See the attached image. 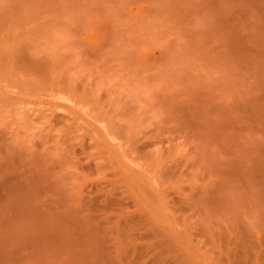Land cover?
Wrapping results in <instances>:
<instances>
[{"label":"rangeland","instance_id":"obj_1","mask_svg":"<svg viewBox=\"0 0 264 264\" xmlns=\"http://www.w3.org/2000/svg\"><path fill=\"white\" fill-rule=\"evenodd\" d=\"M186 94L197 130L183 137L170 129ZM112 119L146 143V159L160 157L165 183L154 180L156 159L148 165L138 154L148 165L138 167L133 143L125 154L128 143L109 137ZM70 122L77 130L65 134ZM91 143L121 149L120 165L138 174L146 168L144 178L134 172L145 182L139 204L124 186L123 199H114L118 190L103 195L113 194V209L91 196L87 186L103 175L92 164L98 155L87 159L99 151ZM255 159L264 165V0H0V264H209L201 255L212 256L209 247L264 255V223L249 225L261 198L244 178ZM34 180L38 196L28 188ZM81 199L87 211L75 214ZM120 219L131 224L116 239Z\"/></svg>","mask_w":264,"mask_h":264},{"label":"bare ground","instance_id":"obj_2","mask_svg":"<svg viewBox=\"0 0 264 264\" xmlns=\"http://www.w3.org/2000/svg\"><path fill=\"white\" fill-rule=\"evenodd\" d=\"M189 94H190V92H189ZM187 95H188V94H186V97H187ZM188 96H189V95H188ZM191 97H192V96H189V97H188V98H189L188 100H189L190 102L185 101V100H187L186 98H185V99H182V101H181V100L179 99V97H178V99H179L181 102H180V101H177L178 99H176L175 102L178 103V104H180V105H178V104H176L175 102H172V101H171L172 103L170 102V103L173 105V107H172V105H170V106L172 107L171 110L174 108V104H176V105H178L179 107L176 106L175 109H176V108H177V109L179 108L178 110L180 111V113H179V112H176V113L178 114V115H176V113L174 112L175 109L172 110V111L175 113V117L177 116V117H176L177 119H176V118L174 117L173 113H171L172 111H170V109L167 110L168 112H170L169 114H170V115L172 114V115H173L172 117H174V118L176 119L175 122H177L178 125H177L175 122H173V123L176 124L177 126H179V127H176V125L174 126V127L177 128L178 130L174 129V127H173V130L170 129V131H174V130H175V132H177V133H179V132L182 133V132H183V133H188V134H190V132H191V134H192V130H195V129H196V127H195V126H192V124H193V120H194V115H196L197 112L194 111L195 113H192V111H193V110H196V109H195V104L192 105V103H195V102H192L193 100H191ZM192 99H193V98H192ZM183 100H184V101H183ZM185 102H188V103H191V102H192V103H191L192 106H191L190 104L188 105V104L185 103ZM168 103H169V102H168ZM168 103H167L166 105H167L168 108H170V106H168ZM173 103H174V104H173ZM184 103H185V106H186V104H187L188 106H186V107L184 106V107H183L182 105H184ZM180 106H181V107H180ZM190 106H191V107H190ZM193 106H194V108H193ZM167 107H166V108H167ZM181 108H182V109H181ZM191 108H193L192 111H191ZM177 109H176V111H177ZM165 112H166V111H165ZM168 112H166V113H168ZM193 114H194V115H193ZM168 116H169V115H168ZM169 117H171V116H169ZM172 117H171V118H172ZM52 118H53V119H52ZM55 118H57V117H55L54 115H51V119H52L51 121H54V122H55ZM64 118H65V117H64ZM171 118H169V119L172 120V121H174V118H173V119H171ZM65 119H66V118H65ZM111 121H112V124H111ZM114 121H115V122H114ZM56 122H57V121H56ZM109 122H110V124H109ZM109 122L107 123V124H109V125H106L107 128H106V130H105V131L107 132V134L109 133L108 131H110V130H111V131L114 130V132L117 133V134L114 133V134H115V135H114L113 132H110V133L108 134L109 137H110V134H111V137L117 136L118 138H120V140L123 139V140H122V141H123V144L128 143V145H129V146H128V145H125L126 148H125L124 145L121 146V147H122V148H121V149H122V152L125 153V151H123V149H124V150L127 149V151H126L127 153H125V154H128V150L130 149V150H129V151H130V152H129L130 155L133 153V155L135 156V154L137 153V155H138V154H141V155L143 156L142 158L144 159V157H145V159H146V156H148V155H147L148 153H147V154H146V153L143 154V153H141V152H143V151H140V150H142L144 147H146V146H144V147L142 148V145H143L145 142H144V141H141L140 143H142V144L139 146V143H138V141L136 140L137 137H136V135H134V134H135L134 131H131L130 128H128L129 130H128V129H127V130H124V129H123L124 125L121 124V123L119 124V123H118L116 120H114V119L110 120ZM113 122H114V123H113ZM116 122H117V123H116ZM65 124H66V123H65ZM65 124H63L62 127H63ZM115 124H116V125H115ZM206 124H207V123H206ZM206 124H204V125L206 126ZM70 125H71V126L73 125L72 122L69 123V126H70ZM111 125H112V126H111ZM204 125H203V126H204ZM69 126H68V123H67V126H64V127H63V130H62V128H61V130H62V131H65L64 128L67 130V128H68ZM108 126H111L112 128H111V127H108ZM119 126H122V127H119ZM205 126L203 127V129L205 128ZM66 127H67V128H66ZM73 127H74V126H72V128L69 127V129H71V130L68 129V131H66L67 133H65V134H68V133L71 134L70 131H72V133H73V129H74V131L77 130V127H75L76 130H75V128H73ZM115 127H116V129H118L117 131H115L116 129H113V128H115ZM118 127H119V128H118ZM125 127H126V126H125ZM206 127H207V126H206ZM108 128H111V129L108 130ZM121 128H122V129H121ZM193 128H194V129H193ZM104 129H105V126H104ZM120 129H121L122 133H123L124 131H125V133H123V134L121 133V134H120V133H119V132H121ZM125 129H126V128H125ZM205 129H206V128H205ZM107 130H108V131H107ZM179 130H180V131H179ZM196 130H197V129H196ZM128 131H131V133L128 132ZM178 131H179V132H178ZM106 132H105V133H106ZM132 132H133V133H132ZM127 133H129V134H127ZM177 133H176V134H177ZM183 133H182L180 136H183V137H184V136L186 135V134L184 135ZM196 133H197V132H195V133L193 132V134H194L195 136H196ZM204 133L206 134L207 131L205 132V130H204ZM107 134H105L104 136H107ZM112 134H113V135H112ZM125 134H126V135H125ZM130 134H131L132 136L134 135V136H133L134 138H133L132 136H130ZM179 134H180V133H179ZM188 134H187V136L189 137ZM123 135H124V136H123ZM127 135H128V136H127ZM129 136H130V139H129ZM192 136H193V135H191V137H189V138H193ZM195 136H194V137H195ZM90 137L95 138V137H93V136H91V135H90ZM107 137H108V136H107ZM111 137H110V138H111ZM121 137H123V138H121ZM124 137H125V138H124ZM114 138H115L116 140H119V139L116 138V137H114ZM114 138H112V139H114ZM102 139H103V138H102ZM99 140H101V138H100ZM103 140H105V139H103ZM120 140H119V141H120ZM122 141H121V143H122ZM126 141H127V142H126ZM129 141H134V142H131V143H130ZM135 141H136L138 144H136ZM105 142H107V141H105ZM143 142H144V143H143ZM107 143H108V142H107ZM107 143H105V144L103 143L105 146H103V144H100V143H99V145H98V143H94L96 147H97V145H98L100 148H101V146H102V149H99V147H98V150H99L98 152H99V153L96 151L97 153L93 152L92 154H88V155H87L88 158L86 157L87 159H90V162H91V161L93 162V160L96 158V160H94L96 163H95V162H94V163L91 162V163L96 165L95 168L98 170V171H97L98 174H99L100 172H101V173L103 172V173H102L103 175H99L102 179H103V178L106 179V177H104V176H107V179H106V180H102L101 178H99V179H100V180H99V179H96V178H95V179H94L95 181H94V180L92 181L93 184H92V183L90 184V185H92V186H87V187H90V188L92 189V188H93V185H94L95 188H96V186H97V185L99 186V185H100V182H102V184H101L102 188L99 186V189H98V190L101 189V191L104 192V193H101V191H100V192H99V191H96L97 188H98V187H97L96 189H95V188L92 189V191H91L92 193H90L91 196H93L94 193H95V195H94L95 200L104 197L103 200H102V199H101V200H102V202L105 203L103 206L107 207V205L110 204V202H111V204H112V203L115 202L116 200L118 201V199H121V198L123 199V197H124V196H123V193H124L123 191L125 190V188H127L129 191H127V189H126L125 193H127L128 196L125 195V193H124V195L126 196V197H124V198H125V199H129L128 197H130V198L133 199V200L135 199L134 201H135L136 203L139 204V201H138L139 196L142 195V196H140V197H141L140 200H142L143 198H145L144 193L142 192V187H143L142 185H143L145 182L143 181V179H142L143 182H142V181L140 182L141 179H140L139 177L135 178L136 175H134V172H135V174H138L136 171H134V170H136V169H134V168H132L130 165L126 164V162H124V163L121 162V165H120L119 162H120V161H123V159L125 158L126 155L124 154V157H123V155H121L122 152H121V154H120V150H121V149L118 151V152H119V153H118V152L116 151V150H118L117 148H115L116 153L113 152V154H114V153H115V154L118 153L117 156H116L115 154H114V155H113V154H110V153H111V149H114L113 147H115V146H113V145L110 144V145H109L110 150H109L108 147L106 148V146H108ZM132 143H133V145H135L136 147L133 146V145H131ZM94 144L91 143L90 147L94 148V147H95V146L93 147ZM96 144H97V145H96ZM106 144H107V145H106ZM145 144H146V143H145ZM81 145H82V144H81ZM120 145H121V144H120ZM120 145H119V147H120ZM130 145H131V148H129ZM137 146H138V147H137ZM96 147L94 148L95 150H96ZM133 147L135 148V150H139V151H135V153H134V151H133L134 149L132 150ZM103 148H105V149H103ZM128 148H129V149H128ZM140 148H141V149H140ZM95 150H93V151H95ZM103 150H104V151H103ZM106 150H108L109 152L107 151V153H105ZM143 150H145V149H143ZM113 151H114V150H113ZM131 152H132V153H131ZM139 152H140V153H139ZM106 154H108V156H109V157L106 156V157H107V160H106V158L103 156V155H106ZM119 154H120V155H119ZM89 155H92V156H93V155H94V156H95V155H96V156L98 155V157L93 158L94 156H93V157H92V156L90 157ZM111 155H112V156H111ZM141 155H140V156H141ZM101 156L103 157L102 159H101ZM118 156H120V157L117 158ZM127 156H128V155H127ZM140 156L138 155L137 157H140ZM89 157H90V158H89ZM112 157H113V159H111L110 161H111V162L113 161V162H112L113 164H111V162L109 161V159L112 158ZM130 157L132 158V160H134V158H135V157H133V156H130ZM156 157H157V158H156ZM156 157H154L153 159H152V158L149 159V157H147L146 160H147L148 162H150V163H147V164L149 165V164H152V162L154 163V162H155V159H156V161H157L155 164H157V163L159 162V163L157 164V166H158L157 168L160 169L159 165L161 164V165H160V166H162V167H161V170H157V172L159 171V172H161V173H159V172H158V173L156 172V173H157V175H158V174H159V175L162 174V175H160V176H162L163 180H162V178H161L159 175H158V176L156 175L157 177H156V178L154 177V178H155L154 180H156V182H157V181H160V183H161V181H162V184H163V183H165V177L167 176V173H166V172H163L164 169H165V167H164L165 165L162 164L163 162L158 161V158H160L159 156H156ZM92 158H93V160H91ZM98 158H100V160H106V161H104L105 163H104V162L101 163V161H100L101 164H103V165L105 164V167H106V165H107V167H108V165H109L108 162H110V164L113 165V167H112L111 165H109V167H108V171H105V170H104V171H101L102 169H105V167H104L103 165H101L99 162H97V161L99 160ZM104 158H105V159H104ZM108 158H109V159H108ZM120 158H122V159H120ZM131 158H129V159L131 160ZM97 159H98V160H97ZM117 159H118V160H117ZM119 159H120V161H119ZM129 159H128V160H129ZM137 159H138V158H137ZM137 159L134 160V162L138 163L137 166H138L139 164H140V165L142 164V165H141V167H142V166L144 165V163H145V166H146V167L148 166V165H146V161L143 160V159H141V157L139 158V160L141 159L142 163H139V161H138ZM148 159H149V160L152 159V160L149 161ZM132 160H131L130 162H132ZM118 161H119V162H118ZM255 161H256V162H255ZM87 162H88V160H87ZM87 162L84 163L85 165L87 164V168H88V166H90V168H88V169H90V171H94V172H96V171H95L96 169L93 167V165L90 164V163H87ZM134 162H132V163H134ZM252 162H254V164L252 163V165H255V166H256V169L254 168L255 166L253 167V169H252L251 167L249 168L250 170L247 171V174H246V175H244V178L247 177V176L249 177V178H248L249 180H247V178L245 179V181H246L245 184L247 185L246 187H249V186H250L249 190H253V191H254V192H253V191L251 192V193H253V194L255 193L254 195H252V197L255 196L256 194H258L259 196L256 195V197H257L258 199L261 198V199H260L261 201H260V200H257L256 197H255V198L253 197V199H254V200L256 199V202H257L256 204H254V207H253V208L256 209V210H258V211L255 212L254 214H256V213H258V212H259V214L262 213L261 216H262V218L264 219V213H263V212H264V209L261 208V206H264V199H263V198H264V196H263V195H264V193H263V192H264V190H263V189H264V182H263V183H260L261 181L264 180V179L262 180V178H264V175H263V173H264V169H262V168L264 167V165H260L261 163L259 164V161H257L256 159L253 160ZM122 163H123V165H122ZM136 163H135V164H136ZM125 164L128 165L129 168L126 167ZM258 164H259V165H258ZM82 165H83V164H82ZM85 165H84L82 168H85V167H86ZM91 165H92V167H91ZM99 165H100V166H99ZM124 166H125V169H126V170L123 168ZM258 166H260V167L262 166V167H261V170H263V172L260 170V167H258ZM100 167H101V168H100ZM107 167H106V168H107ZM110 167L112 168V171L110 170V169H111ZM130 167L132 168V170L130 169ZM138 167H140V166H138ZM92 168H93V170H92ZM113 168H114L115 170H113ZM143 168L146 170L145 167H143ZM143 168H142V169H143ZM257 168L259 169L258 171H256ZM88 169H87V170H88ZM99 169H100V170H99ZM127 169H129L130 171H132V173L130 174V171H129V170H128L129 172H127ZM133 169H134V170H133ZM144 169H143V171H144ZM254 169H255V170H254ZM252 170H253L254 172L251 173ZM113 171H114V172H113ZM143 171L141 170L140 172H142V173H139L140 175H141V174L143 175V176H142V175L140 176L141 178H144V172H143ZM255 171H256V172H255ZM259 171H260V172H259ZM104 172H106L107 174L104 173ZM108 172H111V174L109 173V175H108ZM249 172H250V173H249ZM258 172H259L260 174H259ZM101 173H100V174H101ZM112 173H114V174H112ZM163 173H164V174H163ZM254 173L260 176L259 178H261V181H260V179L258 180V176H256L257 178L255 179V177H254L255 175H253ZM261 173H262V174H261ZM104 174H105V175H104ZM139 174H138L137 176H139ZM251 174L253 175L254 180H253ZM110 175H112V179H111L110 177H108V176H110ZM164 175H165V176H164ZM262 175H263V177H262ZM102 176H103V177H102ZM113 176H115V177H113ZM134 176H135V177H134ZM163 176H164V177H163ZM250 176H251V177H250ZM158 177H160V179L157 180ZM167 177H168V176H167ZM167 177H166V178H167ZM86 179H87V178H86ZM108 179H110V180H108ZM135 179H136V180L139 179V181H137V183H136V182H135V181H136ZM96 180H99L100 182H99V181L97 182ZM112 180H113V184L110 182V181H112ZM255 180H257L256 183H258V181H259L258 185L261 186L260 188H262V186H263V188L261 189V190H263V191L260 190L259 186H257L256 184H253ZM31 181H32V180H31ZM31 181H30V183H31ZM105 181H106V182H105ZM108 181L112 184V186H111L112 188L109 189V190L106 189V186L104 185V184H106L107 187H108V185H111ZM247 181H248V182H247ZM252 181H253V183H251ZM94 182H97V183L95 184ZM134 182H135V183H134ZM152 182H153V181H152ZM30 183H29V184H30ZM35 183H36V184H35ZM40 183H41V182H40ZM40 183H39V184H40ZM107 183H109V184H107ZM118 183L121 184L122 186H121V185H118ZM133 183H134V187H133ZM249 183H251L253 186H251ZM33 184H34V186H33ZM37 184H38V183H37V180H34V182H32V184L29 185L28 188L31 187L32 190L35 191V192L33 191V193H36V192L38 191V192H37V196H38V195H39L38 193H39V190H40L41 187H42V186H41L42 184H40V185H39V184L37 185ZM137 184H138V185H139V184H142V185L137 186ZM35 185H36V186H35ZM103 185H104V186H103ZM114 185H116L117 189L115 188ZM144 185H145V184H144ZM248 185H249V186H248ZM255 185H256V188H255ZM38 186H40L39 189L37 188ZM113 186H114V187H113ZM118 186H119V187H118ZM123 186H124L125 188H124ZM140 186H141V187H140ZM35 187H36V188H35ZM121 187H123L124 190H123ZM135 187H136V188H135ZM139 187H140L141 189H140ZM251 187H252V188H251ZM34 188H35V189H34ZM90 188H88V189L91 190ZM114 188H115V189H114ZM119 188H120L122 191L119 190ZM131 188H134V189H136V190L131 189ZM94 189H95V190H94ZM130 189H131V190H130ZM137 189H138V191H137ZM246 189H248V188H246ZM256 189H257V190H256ZM30 190H31V189H30ZM30 190L27 189V190H25V191H23V190H22V191H23L24 193H26L25 195H28V193L31 192ZM113 190H114V192H115L116 190H118V192L116 191V192H115V195H114V199H115L116 197H117L118 199L116 198L115 201H114V199H112L113 201H110V197L113 195V194H111V193H114V192H111V191H113ZM140 190H141V193H140ZM22 191H21V192H22ZM27 191H28V192H27ZM93 191H95V192H93ZM119 191H120V192H119ZM133 191H134V192L137 191V192H139L140 194L137 195V192H135V193H136V194H135ZM209 191H210V187H209ZM257 191H258L259 193H258ZM21 192H20V193H21ZM23 192H22V193H23ZM89 192H90V191H89ZM106 192H111V193H109V194L107 193V195H108L109 197L105 195L106 197H108L107 199H109V200H107V202H105L106 197L103 196L104 194H106ZM128 192H129V194H128ZM130 192H131V194L133 193L134 195H131ZM156 192H157V198H159V200H161V201H160V204H161L162 206H165V208H166V207H167V206H166L167 204L164 202L165 200H162V199H164V198H163V197L160 198L161 195L164 196V193L161 192V191H159V192H161V193H163V194L159 193L158 191H156ZM256 192H257V193H256ZM24 193H23V194H24ZM97 193H98V194H97ZM116 193H117V194H116ZM158 193L160 194L159 197H158ZM261 193H263V195H260ZM29 194H30V193H29ZM31 194H32V193H31ZM92 194H93V195H92ZM99 194L102 195L103 197L100 196ZM121 194H122V195H121ZM35 195H36V194H35ZM35 195H33V198H36V197H37V196L34 197ZM96 195H98L99 197L96 198ZM116 195H117V196H116ZM120 195H121V196H120ZM135 195H136V196H135ZM155 195H156V194H155ZM31 196H32V195H31ZM115 196H116V197H115ZM122 196H123V197H122ZM132 196H133V197H132ZM143 196H144V197H143ZM208 196H210V195L208 194ZM89 197H90V195H89ZM112 197H113V196H112ZM119 197H120V198H119ZM252 197H251V198H252ZM91 198H93V197H91ZM91 198H90V201H91V200L94 201V200H93L94 198H93V199H91ZM137 198H138V199H137ZM155 199H156V198H155ZM79 200H80V199H79ZM79 200H78V201H79ZM204 200H205V199H203V200H201V201L203 202ZM207 200H208V198H207L203 203H204L205 205L208 204V206H206V207L209 208L210 199L208 200L209 203H208ZM78 201H76V202H78ZM108 201H109V202H108ZM117 201H116V202H117ZM137 201H138V202H137ZM143 201H144V200H143ZM206 201H207V203H206ZM258 201H259V202H258ZM262 201H263V205H262ZM76 202H75V207H74L75 210L78 209L77 207H79L80 204H82V206H81L78 210H76L77 212H75V214H77L78 211H79V212H82L83 210L87 211L86 209H84L85 206L83 205L84 202L82 201V199H81V203H80V201H79V203L76 204ZM82 202H83V203H82ZM116 202H115V203H116ZM140 202H141V201H140ZM254 202H255V201H254ZM156 203H157V202H156ZM158 203H159V202H158ZM158 203H157V204H158ZM162 203H163V204H162ZM259 203H260V204H259ZM106 204H107V205H106ZM111 204H110V205H111ZM257 204L260 205V206H257V208H255V205H257ZM78 205H79V206H78ZM110 205H109V206H110ZM112 205H113V204H112ZM67 206H68V207H67ZM67 206H66V207H67L66 210H67V211L69 210V211H68V213H69L70 211H72V210H70V208L72 209V206H70V204L67 205ZM73 206H74V204H73ZM76 206H77V207H76ZM103 206H102V209L104 208ZM215 206L218 207V205H215ZM111 207H113V206H111ZM111 207H107V208L113 209V208H111ZM258 207L261 208V209L259 210ZM82 208H83V210H82ZM107 208H105V209L102 210L103 213H104L106 210H108ZM263 208H264V207H263ZM161 209H162V207H161ZM254 209H253V212L256 211V210H254ZM75 210H74V211H75ZM81 210H82V211H81ZM121 210H122V209H121ZM211 210H212V209H211ZM261 210H262L263 212H262ZM74 211H73V212H74ZM119 211H120V210H119ZM260 211H261V212H260ZM73 212H72V213H73ZM206 212H208V210H207ZM122 213H123L124 216L126 215V214H124L125 212L122 210V211L120 212V214H119L117 217H119ZM104 214H108V211L105 212ZM254 214H253V215H254ZM253 215H252V217H250V224H249V225H251V223H252V225H251L250 227L253 228V227L255 226L254 228H258V227L256 226V225H257V221H258V219L260 220L259 222H260L261 224L264 223V220L261 218L260 215H257V214H256L255 217H254ZM152 216H153V215L148 216V217H152ZM256 216H257V217H256ZM258 217H259V218H258ZM153 218H155V217L153 216ZM153 218H151V219H153ZM252 218H253V219H252ZM255 218H256V219H255ZM257 218H258V219H257ZM260 218L262 219L263 222H261V219H260ZM127 219H128V217H127ZM130 219H131V218H130ZM132 219H134V218H132ZM251 219H252L253 221H251ZM116 220H118V219L116 218ZM116 220H115V221H116ZM155 220H157V219L155 218ZM155 220H154V222H153V220H152L153 224H154V223L156 224V225L154 224V226L156 227V226L158 225V228H159V229H162V228H163L162 223H160V224H161V225H160V224H158V222H160V221L157 220V221H156L157 223H156ZM120 221H121V222H120L119 224H121V225H119V226H121V227L119 228V226H117V228H119V230H116L117 228L114 229V230H116L115 233L117 234V235H116V239L118 238V236L121 235V232L124 233V231H125V230L130 226V224H131V223L129 224V220H128V221L126 220L127 223H125L126 221H124V223H123L121 219H120ZM130 221H131V220H130ZM254 221L256 222V225H253V222H254ZM132 222H134V221H132ZM135 222H136V221H135ZM165 222H166V225L168 224L169 226H173V227H171V228H169L168 225L166 226V227H168L167 230L170 231V229H171V231H172V228H174V225H172V224H174L175 222H172V223H171V220H170V222L168 221V223H167V221H165ZM255 222H254V224H255ZM110 223H111V222H110ZM114 223H116V225H117V222H114ZM114 223L112 222L111 224H114ZM169 223H171V224H169ZM126 224H127L128 226H127ZM116 225H115V227H116ZM124 225H125L127 228H124V229H123V227H125ZM132 225H133V224H132ZM122 226H123V227H122ZM159 226H160L161 228H160ZM263 226H264V225H263ZM263 226H262V227H263ZM109 228H112V229H113V225H112V226H109ZM121 228H122L124 231H123V230L120 231ZM156 228H157V227H156ZM263 228H264V227H263ZM129 229H130V227H129ZM129 229H127V230H129ZM118 231H120V232L117 233ZM171 231H170V232H171ZM125 232H126V231H125ZM118 234H120V235H118ZM167 240H168V239H167ZM120 241H121V240H118V242H120ZM120 245H122V241L120 242ZM204 248H205V247H204ZM209 248H210V249L212 248V249H211V252L214 251V254L216 253L215 255L212 253V254H213L212 256H213V262H214V263L212 262V256L209 257V255L207 256V254H205V252L208 253V252L206 251L208 248H207V249H204L203 254H201V255H206V258H205V256H204L205 259H211L210 262H209V260H205L206 262L208 261L209 264H264V255H263V253H262L261 251H259V249L256 250L257 247H240V249H238V248L234 249V248H232V247H231V248H228V247H215V248H216V251H215V248L213 249V247H209ZM258 248H259V247H258ZM260 248H261L262 251H264V250H263L264 247H260ZM262 248H263V249H262ZM212 250H213V251H212ZM199 253H200V252H199ZM201 255H200V256H201ZM210 255H211V254H210ZM207 257H209V258H207ZM204 258H203V259H204ZM208 262H207V263H208ZM196 263H197V262H196Z\"/></svg>","mask_w":264,"mask_h":264}]
</instances>
